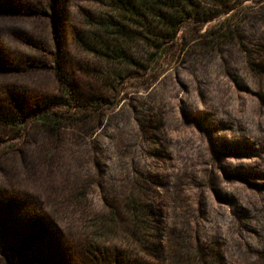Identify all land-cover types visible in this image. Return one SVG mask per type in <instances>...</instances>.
<instances>
[{
    "label": "rangeland",
    "instance_id": "374dc122",
    "mask_svg": "<svg viewBox=\"0 0 264 264\" xmlns=\"http://www.w3.org/2000/svg\"><path fill=\"white\" fill-rule=\"evenodd\" d=\"M134 1L0 0V264H264V0Z\"/></svg>",
    "mask_w": 264,
    "mask_h": 264
},
{
    "label": "trees",
    "instance_id": "16d2710c",
    "mask_svg": "<svg viewBox=\"0 0 264 264\" xmlns=\"http://www.w3.org/2000/svg\"><path fill=\"white\" fill-rule=\"evenodd\" d=\"M116 1H118L119 4H122L124 6H126V4H128V3L130 4V6H133V7L135 5V1L134 0H116ZM162 1L164 3L170 4L171 6H173L172 8L175 9L177 15L183 16L184 12H182V11H184V5H181L179 7L177 5L179 2H182L183 0H162ZM159 18L160 19L163 18L164 20L168 19L167 21L170 23V26H171L170 30H175L174 27L176 26V23L173 21V19L171 17H167L166 14H163ZM56 120H57L56 118L51 117L49 120H47V123L50 124V125H54V124H56L55 123Z\"/></svg>",
    "mask_w": 264,
    "mask_h": 264
}]
</instances>
